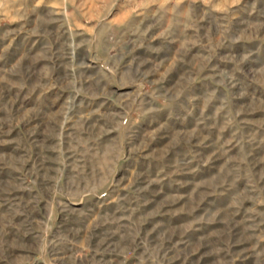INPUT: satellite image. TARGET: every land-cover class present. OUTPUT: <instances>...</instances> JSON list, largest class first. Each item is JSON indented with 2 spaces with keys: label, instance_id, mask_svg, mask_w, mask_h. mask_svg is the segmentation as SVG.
I'll return each mask as SVG.
<instances>
[{
  "label": "rangeland",
  "instance_id": "rangeland-1",
  "mask_svg": "<svg viewBox=\"0 0 264 264\" xmlns=\"http://www.w3.org/2000/svg\"><path fill=\"white\" fill-rule=\"evenodd\" d=\"M117 3L0 0V264H264V0Z\"/></svg>",
  "mask_w": 264,
  "mask_h": 264
},
{
  "label": "crops",
  "instance_id": "crops-1",
  "mask_svg": "<svg viewBox=\"0 0 264 264\" xmlns=\"http://www.w3.org/2000/svg\"><path fill=\"white\" fill-rule=\"evenodd\" d=\"M117 2H118V0H116V3H117ZM142 3H143V2H142ZM117 4H118V3H117ZM137 4H138L139 7L137 6L138 8H137V10H134L135 12L131 13V12H128V10H126L125 13H124V15H126V14H129V15H130V14H132V15H135V14H136V15H141V16H139L136 20L140 21L139 23L145 24V23H146V22H145L146 17L143 18L144 14H145V13H143V11H144V9L147 8L148 6H147V7H146V6L144 7L143 4H141L140 1H138ZM49 5H50V2H49ZM118 5H119V4H118ZM144 5H145V4H144ZM64 6H65V2L63 1L62 7H64ZM120 6H121V4H120ZM120 6H119V7L116 6V7H118V10H117V12H116L115 14L118 15V11H119L120 14H121V16H119V17H122V16H124V15H123L124 9H126V8L128 9V6H125V8H124V6H122V7H120ZM122 8H124V9H122ZM152 9L158 11V12H157V13H158L157 16L159 17V18H158V21H159V26H160V27H164V25H166L167 22H170V20H172V23L170 24V25H172V26L175 25V23L178 22V20L176 19V16H175L173 13H172V14H173L174 17L162 18L161 15H165V14L159 12V4H158V7H152ZM138 10H140V12H136V11H138ZM163 10H165V9H163ZM242 13H243V12H242ZM119 17L117 16V18L114 20V22H113L112 24H114L115 21H117ZM174 18H175V21H176V22L174 21ZM244 18H245V16H244ZM138 21H136V22H138ZM161 22H162V23H161ZM119 23H120V22H119ZM160 23H161V24H160ZM180 23L182 24V21H181ZM183 24H184V22H183ZM183 24H182V25H183ZM172 26H171V27H172ZM81 27H82V26H81ZM262 59H264V58H261V57H258V56L255 57V60H256L255 63H256V64L264 63ZM256 64H255V65H256ZM261 69H264V67H263V66H260V68L258 69L259 72H261V71H260ZM207 77H208V78H207ZM262 77H263V76L259 75V78H260V79H259V80H258V78L256 79V81H255V84H256V85H255V86H256L257 88L254 87V90H256V91H258L260 94L264 95V84L262 83V82H263V81H262V80H263ZM206 78L210 80V79L212 78V76H206ZM210 83L213 84L211 81H210ZM222 90H223V88H222ZM223 92H224L225 94H228V92H227V90H226L225 88H224ZM260 120H261L260 122L262 123L263 119H260Z\"/></svg>",
  "mask_w": 264,
  "mask_h": 264
}]
</instances>
